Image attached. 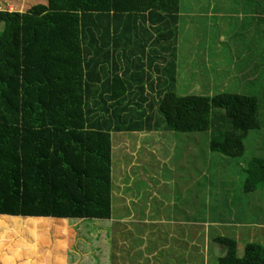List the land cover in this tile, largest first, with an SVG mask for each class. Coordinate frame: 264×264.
I'll return each mask as SVG.
<instances>
[{
  "label": "trees",
  "instance_id": "trees-1",
  "mask_svg": "<svg viewBox=\"0 0 264 264\" xmlns=\"http://www.w3.org/2000/svg\"><path fill=\"white\" fill-rule=\"evenodd\" d=\"M180 10L181 0H0L1 218L110 220L113 132L161 130L193 143L209 131L211 152L243 156L248 133L262 128L264 80L256 93H243L244 84L235 82L215 84L210 95L176 94L180 61L186 63L177 52ZM136 52L140 56L132 60ZM128 61H138L139 68ZM121 70L138 78V98L127 97L132 84ZM227 72L224 67L220 73ZM153 73L161 81L155 96L141 85L145 76L152 83ZM245 171L239 192L255 191L264 183V156L252 157ZM230 193L225 220L240 216L249 203L233 201ZM220 204L217 197L210 200L216 210ZM213 243L223 255L211 264H264L260 243L247 242L241 256L234 238L219 235ZM108 246L107 253L101 249L106 264Z\"/></svg>",
  "mask_w": 264,
  "mask_h": 264
},
{
  "label": "rangeland",
  "instance_id": "rangeland-1",
  "mask_svg": "<svg viewBox=\"0 0 264 264\" xmlns=\"http://www.w3.org/2000/svg\"><path fill=\"white\" fill-rule=\"evenodd\" d=\"M185 6H187L186 10L181 13V16L179 15L176 33L178 36L177 52L179 58L186 60V64L179 73L180 77L176 78L179 79L176 84V94L204 93L210 95L213 92V87L210 88L212 83L205 81V85L201 86V90H199V83L195 85V80L187 79L192 71H199L198 68L191 65V62L195 60V53L197 59H206L211 62L221 60L218 58V54L226 59L227 54L224 51L219 52L217 48L224 45V41L244 44L245 39L240 30L246 26V23L244 22L243 25L242 18L239 16L229 18L225 15V11L219 10V7H227L232 11L239 10L241 13L239 1L236 2V0H190L189 3H185ZM233 27L236 28L234 33L230 32ZM262 34L264 31H261L260 36L257 37L264 44ZM196 79L199 81V76ZM200 81L204 82L202 79ZM228 91H231V88ZM261 105L260 118L262 130H264L263 102ZM214 111L222 110L215 109ZM155 113L160 116L157 108ZM208 132H199L198 138L194 139L193 143H188L190 142L188 138L179 142L169 133H164V135L161 132H149L137 135L131 132H113L112 148L114 145L116 146L114 152L112 150L111 176L112 181L114 180L113 182L116 183L114 192L119 200L118 204L113 206L114 199H112L111 220L101 223L92 219H69V221L63 219L65 221L58 224L57 220L47 222L35 218L32 225H29L27 220L33 217L17 216V220H20L19 223L10 221L6 217H0V220L4 221L3 225H0V264H103L107 256L101 252V249H105L107 253L108 244L111 251L110 264L213 263L216 261L211 254V248L214 246L213 238L219 235L232 238V235L228 227L217 229L210 227L208 231L205 222L221 217L226 218L228 206L230 207L226 199L228 200L230 189V195L234 196L233 201H237L236 197L240 198L243 204L245 201V203L249 201L243 207L237 202V206L241 209L245 206L248 207L244 211L245 219L258 221L256 216L259 213L261 214L259 218L264 220V183L255 191L247 193L239 192L238 187L246 178L245 169L249 160L252 157L264 156V131H261L262 135H259V141L255 139L256 133L250 131L244 141L243 156L236 158L211 152L206 140ZM177 134L180 138L186 136V134ZM122 140L126 143H122ZM188 146L189 157L188 152L186 154L183 152ZM129 158L131 160L128 166L124 169L121 168L120 164L123 162L127 164L129 161L126 162V160ZM164 158L165 166L161 164ZM132 168L136 169L133 171ZM183 169L184 171L181 172ZM204 171L207 174L215 175V178L211 180L203 178V174L206 173ZM146 174L150 175L149 181L146 179ZM234 174H236V177L233 178L236 183L235 187L230 186L232 184L231 177ZM162 177L165 178V181ZM164 183L165 216L175 214L186 223H178V228L173 227L172 224L158 226L151 223L148 225L137 223L129 227L127 225L130 224L127 222L113 221L114 217H122L127 214L128 209L125 206L131 201V196L132 200L139 202L132 193L143 194V189L146 187L149 188L147 198L154 202L150 206V211L157 212L155 204L161 207L160 201L156 200L157 194L160 196L159 189ZM122 189L123 192H121ZM208 191L211 196L206 197L205 193ZM141 196L139 195V199ZM214 197H217L222 204L218 206L217 210L210 205V200H213ZM149 201L147 200L148 203H151ZM114 207L118 211L114 210ZM174 208L177 210L175 211ZM136 210L137 208H135ZM137 211L138 214H141V210ZM154 214L156 215V213ZM167 232H170L173 237L165 235ZM104 236L106 237L104 238ZM39 238L41 240H38ZM255 238H264L263 231H257ZM256 242L259 243L257 240ZM62 246H65V249H60ZM243 248V244L240 245V248L238 247L239 256L242 255ZM85 255L87 257L83 258Z\"/></svg>",
  "mask_w": 264,
  "mask_h": 264
},
{
  "label": "crops",
  "instance_id": "crops-1",
  "mask_svg": "<svg viewBox=\"0 0 264 264\" xmlns=\"http://www.w3.org/2000/svg\"><path fill=\"white\" fill-rule=\"evenodd\" d=\"M190 0H181V10L179 15L181 16V13H183L187 6H185V3H189ZM239 1L240 4V11L241 13H239V10L236 11V9H234L233 11L231 9H228L227 7L223 8V7H219V10L221 9V11H225V15L229 16V18H237L238 16L240 18H242V23L244 25V22L246 23V26H244V28H242L241 34L243 35L244 39H245V43L243 44H236V43H230L227 41H224V45H220L217 49L220 51H224L226 55V59H224V57L220 54H218V58L221 60H216V61H208L206 59H197L196 58V53H195V60L194 61H188L191 62V65L194 66L195 68H198L199 71H192L189 75H188V80L194 81L195 85L196 83H199L200 87L199 90H201V86L202 82L200 81L201 79H204V81L206 82H210L212 83V86L210 88H212V91L214 89V85L217 83H221L223 85L225 84H231L233 85V83L237 82V83H241L243 85V88L241 89L243 91V93H256L258 91V87L256 86V84L261 83V80H264V44L262 42V40H259V38L257 36H260L259 33L261 31H264V0H248V1H241V0H236V2ZM221 13V12H220ZM219 13V14H220ZM236 28L233 27L230 32H235ZM262 39L264 38V34L261 35ZM252 38V40L249 41V39ZM261 42V45H260ZM136 57H139V53L136 52V54L134 53L131 56V59L134 60ZM130 59V57H128ZM224 59V60H222ZM121 65H123L125 63L123 56H121ZM129 62V61H128ZM130 63V62H129ZM131 68H139V62L138 61H134L132 63H130ZM186 64V63H185ZM183 64V62L180 61V67H179V71L177 72V76H179V73L182 71L183 66L185 65ZM214 66V74L213 73H209L210 71H206L205 68H210L211 66ZM224 67L228 68V72L222 76L220 72H222L224 70ZM124 69V67H123ZM134 70V69H133ZM203 70V71H202ZM204 70L206 71L203 75ZM124 70H121L119 72V74L129 83L132 84V87L129 89V93L127 95V97H136L138 98V92H139V84H137L138 82V78L132 77V76H124ZM135 71V70H134ZM190 76V77H189ZM197 76H199L200 80L198 81L196 78ZM180 77V76H179ZM185 77V76H182ZM216 77H219L218 80H215ZM152 83L150 81V77L145 76V78L141 79V85L144 88V93L145 92H150L153 94V96H155L154 94L156 92L159 91L160 86L158 85L159 83H161L160 80H158L157 75L155 73L152 74ZM179 79L176 80V84L177 81ZM150 83L152 84H149ZM188 82V81H187ZM185 82V83H187ZM151 85V88H153V91H149L148 87ZM186 89V88H185ZM184 89V90H185ZM213 93V92H212ZM130 94V95H129ZM133 94V95H132ZM197 94H202V93H197ZM150 98L151 97H148ZM262 128L258 129L257 133H256V140L259 141V135L261 134ZM149 132H161V133H165L164 131L161 130H157V131H149ZM149 132H131L133 134H140V133H149ZM119 133V132H118ZM165 135V134H164ZM123 141V140H122ZM122 143H126L125 141H123ZM128 145V143H127ZM116 145L113 146L112 150L114 152V147ZM129 146V145H128ZM129 148V147H128ZM148 149V148H147ZM146 149V150H147ZM127 156V154H124ZM131 158H129L127 161H129L127 164L121 163L120 166L121 168H125L128 166V164L130 163ZM143 160V159H142ZM161 164L165 166V158L161 161ZM136 168H132V170L134 171ZM161 171V169H160ZM132 172V171H131ZM160 175L161 172H159ZM147 177L146 179H148L149 181V177L148 174H146ZM162 179L165 178L162 177ZM127 180V179H126ZM124 180V181H126ZM114 181V180H113ZM112 181V186H113V197L112 199H114V203L113 206H116V204H118V200L115 196V184ZM119 181V179L117 180V182ZM145 182V180H144ZM120 183V182H119ZM118 185V184H117ZM121 186L123 185L122 183L120 184ZM148 186V184H147ZM165 183L164 185H162V187L159 189V195L157 194V199L160 201L161 207L156 206L155 204V208L157 212L154 211H150V206L154 203L152 201V199L149 201V199L147 198V194L149 192V188L146 187L143 189V194H133L135 196V199L138 198L139 202H136L133 199V197L131 196V201L128 203V205L126 204V208L127 210V214L122 216V217H117V218H113V221H117L118 223H122V222H127L130 225H127L129 227H132V225L137 224V223H142L145 225H148L149 223L151 224H156L158 226H165V225H170L172 224L173 227H177L178 223H186L183 219L178 218L175 214L171 215V216H165ZM141 188V187H140ZM132 189V188H131ZM137 191V190H135ZM121 192H123V189L121 190ZM139 195L141 196V198L139 199ZM137 197V198H136ZM122 198V196H121ZM147 200L151 203H148ZM122 202V201H120ZM156 202V201H155ZM135 208H137V210H141V214H138V211H135ZM248 208V207H247ZM114 210L118 211L116 209V207L113 208ZM135 211V212H134ZM245 211V210H244ZM242 212V214L239 216V214H235L233 215L231 218H228V220H221V219H215L214 221H206V230L213 228V229H217L219 227H228L229 232L231 231V235L232 238H234L237 242V249L238 247L240 248V245H245L247 242H256V240L261 243L262 245H264V238H255L256 232L257 231H263L264 233V220L262 218H259L261 216V214L258 213V216H256V218H258L256 221L255 219L251 220H247L245 212ZM144 212V213H143ZM156 213V215L154 214ZM36 219H40L42 221H49L52 222L51 220L55 221V220H60L59 222L56 221L58 224H60V222H63L65 220L63 219H59V218H45V217H33ZM125 218V219H124ZM111 220V219H110ZM67 221H69L67 219ZM49 224H55V223H49ZM220 232V231H219ZM222 232V231H221ZM134 235V234H133ZM131 235V236H133ZM165 235H167L168 237H173L170 232L165 233ZM117 236V235H116ZM129 236V237H131ZM136 236V235H135ZM139 238H145L144 236H138ZM118 238V236H117ZM123 238V237H122ZM58 239V238H55ZM249 239V241H247ZM38 240H41L40 238ZM255 240V241H254ZM67 242V240H66ZM64 243V242H63ZM120 243V242H119ZM60 249H65V246H62ZM211 254L213 258H216L218 256L223 255V251L217 247L216 245H214L211 248ZM209 254V255H211ZM87 256L85 255L83 258H86Z\"/></svg>",
  "mask_w": 264,
  "mask_h": 264
}]
</instances>
